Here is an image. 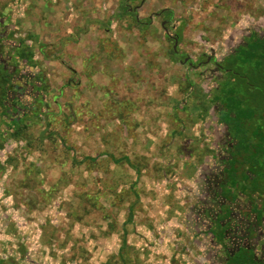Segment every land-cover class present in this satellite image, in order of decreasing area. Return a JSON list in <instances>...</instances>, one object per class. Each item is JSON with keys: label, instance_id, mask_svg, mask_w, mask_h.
<instances>
[{"label": "rangeland", "instance_id": "rangeland-1", "mask_svg": "<svg viewBox=\"0 0 264 264\" xmlns=\"http://www.w3.org/2000/svg\"><path fill=\"white\" fill-rule=\"evenodd\" d=\"M252 32L264 0H0V60L37 97L17 130L0 93V264H225L264 179L222 187L216 62Z\"/></svg>", "mask_w": 264, "mask_h": 264}, {"label": "trees", "instance_id": "trees-1", "mask_svg": "<svg viewBox=\"0 0 264 264\" xmlns=\"http://www.w3.org/2000/svg\"><path fill=\"white\" fill-rule=\"evenodd\" d=\"M169 13L172 15L171 11ZM0 56L3 57L1 48ZM218 65L225 74L218 88V100L228 128L230 154L225 163L222 187L240 189L252 186L258 190L264 179V35L252 32ZM13 81L14 73L0 60L3 115L21 130L25 114L21 115L19 109L20 96H30L31 93L26 85H16ZM30 97L32 102L37 100L33 95Z\"/></svg>", "mask_w": 264, "mask_h": 264}, {"label": "flooded vegetation", "instance_id": "flooded-vegetation-1", "mask_svg": "<svg viewBox=\"0 0 264 264\" xmlns=\"http://www.w3.org/2000/svg\"><path fill=\"white\" fill-rule=\"evenodd\" d=\"M138 9L139 8H137V10ZM137 10H134V12H137ZM154 16H157V15H153V17ZM153 17L152 18L149 17V21L147 22L145 21L143 22V24L145 25L151 24ZM166 22L167 21H162V26L165 30H167ZM176 38L178 39V37ZM176 38L174 37L175 45L177 43ZM178 42H179V39H178ZM175 52L179 53L177 46L175 48ZM186 58L187 56L184 57L183 61H185ZM191 62L193 63L192 65H191ZM206 62H215V61L213 57L208 56ZM185 63L193 67H200L202 65L199 66V64L203 62L195 63L191 59H188ZM216 65H217V68L221 70L220 66L218 65V62H216ZM261 208L262 209L256 210L255 219L252 222V224H247L244 228H241L242 225L240 224H237V223L233 224L234 221L232 220V218L235 216L234 213L231 215V217H229L230 219L229 223L231 226L229 227V229L225 230V235L232 236L233 243L231 242L232 243L231 246H227V245L222 246L224 250L223 252H224V258H225V264H264V250L261 253L257 252V246H258L257 237L251 236L253 230H255L256 227L258 226L259 216L264 215V207H261ZM229 209H233V208L230 207ZM231 211L233 212V210ZM220 214L221 213L218 214L217 219L221 216ZM251 227L253 229H251Z\"/></svg>", "mask_w": 264, "mask_h": 264}, {"label": "water", "instance_id": "water-1", "mask_svg": "<svg viewBox=\"0 0 264 264\" xmlns=\"http://www.w3.org/2000/svg\"><path fill=\"white\" fill-rule=\"evenodd\" d=\"M144 3V1H142L141 2V4L139 5V6H136L133 10H137V8H139L142 4ZM157 15L158 14H160V13H156ZM153 17V15H151L150 16V18H152ZM176 38V37H175ZM176 45H175V48H176V46H177V44H178V39L176 38ZM189 59V57H187L186 59H185V61H183V60H180L182 63H185L187 60ZM210 59V58H209ZM193 63L191 62V65H192ZM201 65V63L199 64V66Z\"/></svg>", "mask_w": 264, "mask_h": 264}]
</instances>
